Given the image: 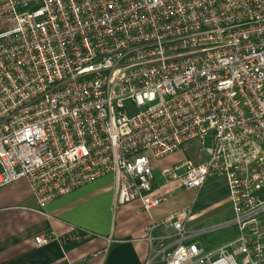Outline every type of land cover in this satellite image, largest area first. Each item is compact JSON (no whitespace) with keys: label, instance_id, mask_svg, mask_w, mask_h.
Listing matches in <instances>:
<instances>
[{"label":"built area","instance_id":"2783aa9c","mask_svg":"<svg viewBox=\"0 0 264 264\" xmlns=\"http://www.w3.org/2000/svg\"><path fill=\"white\" fill-rule=\"evenodd\" d=\"M0 22V187L24 178L43 212L111 173L149 211L222 177L236 235L205 249L186 206L153 257L264 264V0H0ZM193 142L156 186L152 160Z\"/></svg>","mask_w":264,"mask_h":264},{"label":"crops","instance_id":"0c3cea01","mask_svg":"<svg viewBox=\"0 0 264 264\" xmlns=\"http://www.w3.org/2000/svg\"><path fill=\"white\" fill-rule=\"evenodd\" d=\"M1 25V22H0ZM2 28H0L1 30ZM182 158L180 151L152 160L154 184L161 186V169ZM111 173L85 183L48 202L38 211L36 199L24 178L0 187V264H161L154 252L166 247L171 251L174 230L160 221L169 213L191 206V220L186 229L198 238L215 228L204 226L198 217L205 204L194 202L175 189L167 202L144 210L139 201L116 205ZM218 187L219 193L209 201L220 200L231 205L225 180L215 177L199 190H186L195 196ZM217 202V201H216ZM207 205V203H206ZM230 226V225H228ZM82 234L79 239H65L71 232ZM49 233L45 244L35 245L34 237ZM201 246L205 249L207 244Z\"/></svg>","mask_w":264,"mask_h":264},{"label":"rangeland","instance_id":"374dc122","mask_svg":"<svg viewBox=\"0 0 264 264\" xmlns=\"http://www.w3.org/2000/svg\"><path fill=\"white\" fill-rule=\"evenodd\" d=\"M3 24L0 25V28H3ZM204 146L208 147L210 146V137H207ZM178 152V151H176ZM173 152V153H176ZM198 147L195 142L192 143V147L188 151L181 152L182 160L187 157H191L194 161H198ZM171 153V154H173ZM218 187L212 188L210 191L202 192L200 195L195 196L194 193L187 192L186 190H181L183 194L189 195L191 199L196 201H202L205 206L203 207L202 213L198 216L200 220L203 222L204 226H215L216 223H225L227 221H230L233 217L232 209L230 210L229 205L223 201H220L219 199L216 201H213L211 204H209V201L213 199L214 197H217L219 193ZM194 191V190H192ZM207 203V205H206ZM191 218V217H190ZM188 218L186 221H190L191 219ZM236 235V231L234 226H223L219 228H215L211 231L203 233L202 236L198 238L199 242L202 243V245L207 244L206 247L209 248L210 246L216 247L218 245L223 244L226 241H229ZM212 248V247H210Z\"/></svg>","mask_w":264,"mask_h":264}]
</instances>
